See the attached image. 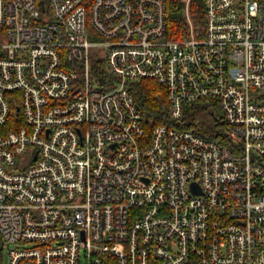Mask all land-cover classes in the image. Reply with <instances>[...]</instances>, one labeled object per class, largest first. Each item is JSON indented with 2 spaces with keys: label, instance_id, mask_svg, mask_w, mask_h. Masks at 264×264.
<instances>
[{
  "label": "built area",
  "instance_id": "obj_1",
  "mask_svg": "<svg viewBox=\"0 0 264 264\" xmlns=\"http://www.w3.org/2000/svg\"><path fill=\"white\" fill-rule=\"evenodd\" d=\"M188 3L173 39L165 0H0L7 264H264V0H204L200 29ZM142 78L175 123L212 100L230 143L146 133Z\"/></svg>",
  "mask_w": 264,
  "mask_h": 264
},
{
  "label": "trees",
  "instance_id": "obj_2",
  "mask_svg": "<svg viewBox=\"0 0 264 264\" xmlns=\"http://www.w3.org/2000/svg\"><path fill=\"white\" fill-rule=\"evenodd\" d=\"M188 16L194 29H200L204 18V0H189ZM165 31L169 38L177 39L188 35L189 23L184 12L183 0H165ZM93 68L97 79L108 78L103 61L93 58ZM128 89L142 115L143 125L149 134L157 123H167L192 128L229 144L225 124L217 106L210 99H199L188 103L181 122H173L168 115L165 89L150 78H142L127 84ZM3 241L0 239V264L3 261Z\"/></svg>",
  "mask_w": 264,
  "mask_h": 264
},
{
  "label": "rangeland",
  "instance_id": "obj_3",
  "mask_svg": "<svg viewBox=\"0 0 264 264\" xmlns=\"http://www.w3.org/2000/svg\"><path fill=\"white\" fill-rule=\"evenodd\" d=\"M184 1V0H183ZM153 80V79H152ZM8 262V255L7 253L4 251L3 252V261H2V264H7Z\"/></svg>",
  "mask_w": 264,
  "mask_h": 264
},
{
  "label": "water",
  "instance_id": "obj_4",
  "mask_svg": "<svg viewBox=\"0 0 264 264\" xmlns=\"http://www.w3.org/2000/svg\"><path fill=\"white\" fill-rule=\"evenodd\" d=\"M192 185H194V184H192Z\"/></svg>",
  "mask_w": 264,
  "mask_h": 264
}]
</instances>
